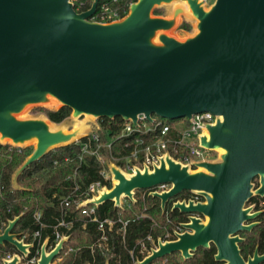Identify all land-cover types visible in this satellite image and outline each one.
Listing matches in <instances>:
<instances>
[{
	"label": "water",
	"instance_id": "obj_1",
	"mask_svg": "<svg viewBox=\"0 0 264 264\" xmlns=\"http://www.w3.org/2000/svg\"><path fill=\"white\" fill-rule=\"evenodd\" d=\"M98 1L78 13L71 0H0V145L27 148L29 144L18 143L37 140L12 174V186L17 189L19 174L49 151L78 142L90 131L84 123L68 130L67 119L56 124L45 115L21 118L29 107H67L73 117L118 118L132 125L140 118L154 121L153 116L189 121L210 113L216 117L204 127L210 139L200 135L199 144L224 150L220 162H197L201 171L192 173L166 154L151 171L135 168L126 178L107 161L117 184L77 208L108 201L122 208V197L135 203V191L171 185L148 194L159 200L162 211L184 191L204 201H172L171 211L188 215L182 231L174 232V240L158 238L156 248L136 264H153L172 254L187 260L211 244L220 264H260L264 255L257 252L247 261L242 258L238 244L243 239L237 233L255 225L244 224L257 215L249 214L246 203L254 195L264 196V0H216L211 5L137 0L126 15L109 23L89 21ZM182 1L190 13L172 4ZM163 6L171 7L168 16L155 15ZM181 17L194 20L196 29L183 41L169 34ZM258 176L261 186L253 191L251 181ZM19 218L0 230V245L17 251L3 264H21L32 247L12 233ZM68 239L61 236L48 252L45 239L36 264H52Z\"/></svg>",
	"mask_w": 264,
	"mask_h": 264
},
{
	"label": "trees",
	"instance_id": "obj_2",
	"mask_svg": "<svg viewBox=\"0 0 264 264\" xmlns=\"http://www.w3.org/2000/svg\"><path fill=\"white\" fill-rule=\"evenodd\" d=\"M84 0H71L74 9ZM127 0H118L120 11H127ZM90 2L82 9L86 10ZM160 10H154L160 15ZM121 16H124L122 13ZM181 28L188 29L183 24ZM48 120L59 124L70 115V109L60 107L57 110L37 108ZM155 128L143 131L138 125H133V131L126 135L120 124L121 119L101 118L99 130L83 137L78 142L49 151L40 160L25 168L17 178L18 188L11 183L12 174L30 155L32 149L17 148L10 145H0V230H3L9 220L20 217L12 229V233L27 244H32L29 254L22 263L31 258L39 257L40 246L47 239L46 249L50 251L57 243L56 235L68 236L63 244L57 264H136L149 254L156 245L157 239L174 240V232H181V223L187 222L188 215L178 210L171 211V203L175 200L187 199L190 192H182L174 200L166 204L165 210L160 208V202L148 194L139 197L135 203L122 208L114 207L108 201L98 207L87 205L76 208L79 200L84 197L87 187L95 182L110 188L109 180H105L101 172L106 169V160H111L123 168L125 160L137 151L138 162L144 158L143 149L150 148L152 141L159 136L158 127L161 119L153 116ZM145 123L149 122L147 120ZM167 124L168 136L172 139L169 151L175 156L188 157L187 150L178 145L181 138L175 127H187L186 123ZM86 146L85 150H82ZM100 156L104 163L97 160ZM150 190L135 191L149 193ZM69 196V207L64 208L62 199ZM93 208V213L89 210ZM39 213L38 220L35 214ZM261 224L246 235L247 241L239 245L242 257L252 252L256 242L259 243V253L264 252V215ZM110 222L109 225L107 222ZM63 222L66 226H60ZM101 225V228L99 227ZM39 233L38 237H34ZM259 236V238H258ZM17 253L10 244L0 245V260L5 254ZM213 245L206 249H198L190 259L183 260L178 254L165 256L154 264H219L214 256ZM264 264V263H261Z\"/></svg>",
	"mask_w": 264,
	"mask_h": 264
},
{
	"label": "rangeland",
	"instance_id": "obj_3",
	"mask_svg": "<svg viewBox=\"0 0 264 264\" xmlns=\"http://www.w3.org/2000/svg\"><path fill=\"white\" fill-rule=\"evenodd\" d=\"M170 9L171 7L170 6H163L162 8L160 9H156V10H160L161 11V15L163 16H168V13L170 12ZM183 24H186L188 25V29H184V28H181V26ZM195 21L194 20H190V19H185L183 17H181L179 20H178V23L175 25V27L169 32V34L171 36H173L174 38H176L177 40L179 41H183L185 40L186 38L188 37H191L193 36V34L195 33ZM59 105H53L51 108L55 109L57 108ZM37 108H40V107H29L27 108L21 118L23 119H31V118H35V117H38V116H42L44 115L42 112H35L34 109H37ZM48 108V107H47ZM42 109H45V108H42ZM192 119V118H191ZM189 120V125L187 127H175L173 130L174 131H179V133H181V140L182 142L185 144V146H189V147H194V146H197V144L200 146L199 144V136L202 134L203 132V129L206 125H212L215 123L216 121V117L212 116L211 118H208V119H204L203 120V127L202 129H198L197 132L194 133V131L192 130V123L191 121L192 120ZM99 120L100 119H96L92 116H88V115H80V116H77V117H73L72 114L70 113L69 117L67 118V120L65 121V124L67 126V129L68 130H71L73 128V126L77 123H84L85 125L89 126L90 128V131H87V134L88 135H91L95 132V130L100 127L99 126ZM145 121V120H144ZM143 120L139 122L138 120V127H140V129H142L143 131H146L147 129H154L155 127V123L154 121H151L148 123H145ZM165 124L166 123H169V125H173L174 123H180V124H184L186 123V119H179V120H174V121H166V120H162ZM163 123V124H164ZM167 126V124H166ZM168 133H169V130L167 131L166 135L163 136V137H159L157 136L156 139L154 141H152L151 143V146L150 148L146 147L143 149V152L146 153V154H152V155H157L156 157V163H152L150 165H144V164H141V165H138V164H135L131 170H128L127 167L125 168H121V170L126 173V174H133L134 172V169L135 168H138L139 170H144L145 167H147L150 171L153 169V167L155 165H158L159 164V160L162 156L168 154L174 161L184 165V166H188L189 170L192 172V173H195V172H199L201 171V169L195 165V163L197 162H201V161H206V162H220V150H209V149H206L204 147H202L204 153H203V157L201 158H195V157H192L191 155L188 154V157H187V161H184V160H180V158H178L177 156H175V148L173 147V153H171L169 151V144H171L172 142V139L168 136ZM165 144V149L164 150H161L159 153L156 151L157 150V146L160 145V144ZM27 147H30L33 151L34 149V144H29L27 145ZM201 147V146H200ZM187 150V149H186ZM107 161H111L109 159L106 160V165H107ZM112 162V161H111ZM105 178L107 180H109L110 182V186H112V183H113V180H112V174H111V171L109 169V167L107 166L106 167V170H105ZM171 188V185H161V186H157L154 188L153 191H156L158 193H161L163 191H167ZM104 189V188H103ZM103 189L100 190V192L103 191ZM135 193V192H134ZM146 194H149V193H146V192H142V193H139L137 196L134 195V200H137L139 197H143L144 195ZM99 193L96 194L95 197H98ZM195 195V194H193ZM194 199H199V200H196V201H204V198L203 197H200V196H194L193 197ZM130 200L128 198H121L120 200V205L123 207V206H129L130 204ZM200 219L202 221H206V218L204 217H200ZM153 248H156V245L153 247ZM46 251L48 252V249H46ZM12 258V257H11ZM21 259V258H20ZM154 264V263H153Z\"/></svg>",
	"mask_w": 264,
	"mask_h": 264
},
{
	"label": "built area",
	"instance_id": "obj_4",
	"mask_svg": "<svg viewBox=\"0 0 264 264\" xmlns=\"http://www.w3.org/2000/svg\"><path fill=\"white\" fill-rule=\"evenodd\" d=\"M94 0H84V1H81L79 2L78 6L76 7V9H74L76 12L80 13V12H84L86 10H88L92 4ZM137 0H127L126 1V7H127V11H122V13L124 15L127 14L128 12V9L130 8V6L135 3ZM204 3H206L207 5H211L213 4L216 0H202ZM86 2H90V6L84 10L82 9V7L85 5ZM117 2L118 0H99L98 3H97V6H96V9L94 11V13L91 15V17L89 18V21H92V22H98V23H109V22H112V21H115V20H119L120 18H122L123 16H121V11H120V6L117 5ZM213 115H211L210 113H200V114H195L192 116V130L195 132L198 131V129H202L203 127V120L204 119H208V118H211ZM140 120L144 121L145 119L144 118H140L139 119V122ZM123 121V120H122ZM162 122H160L158 125V132H159V137H163L166 135L167 131H168V128L166 126V124ZM120 126L123 128V131L126 135H129L132 131H133V125L132 123L130 122H126V121H123ZM182 138V137H181ZM180 140L177 142L178 145H181L183 146L185 149H187V152L189 155H191L192 157H195V158H201L203 157V149L202 147H200L198 144L197 146H194V147H189V146H185V144L182 142V140ZM86 149V146L83 147L82 150H85ZM165 149V144H160L157 146V152L159 153L161 150H164ZM157 155H152V154H146L144 153V158L141 162H138V154H137V151H134L132 154H131V157L129 159H126L125 160V165L124 167L128 170H131L132 167L135 165V164H138V165H141V164H144V165H150L152 163H156V157ZM97 157V160H99V162L101 163H104V160L96 155ZM180 158V160H184V161H187V157H184V158ZM123 167V168H124ZM105 170L104 169L102 172H101V175L102 177L107 180L105 178ZM104 185H102L100 182H95V183H92L90 184L86 191H85V195L84 197L87 199H90L94 196H96V194L101 190L103 189ZM85 200H79L77 202V206L79 204H81L82 202H84ZM69 203H70V200H69V196L66 198V199H62V205L64 208H68L69 207ZM76 206V208H77ZM94 208L95 206L92 205ZM89 213H93V208L89 210ZM39 218V213H36L35 214V219L38 220ZM107 222V221H105ZM109 225H111L110 222H107ZM60 226H65L63 222H60L59 223ZM66 227V226H65ZM99 227L101 228V225H99ZM34 237H38L39 236V233H35L33 235ZM60 239V236L57 234L56 235V240L58 242V240ZM39 257L35 258H31L30 260L24 262V263H21V264H36L37 260H38ZM61 260V257H57L55 259V261L52 263V264H57L59 261Z\"/></svg>",
	"mask_w": 264,
	"mask_h": 264
},
{
	"label": "flooded vegetation",
	"instance_id": "obj_5",
	"mask_svg": "<svg viewBox=\"0 0 264 264\" xmlns=\"http://www.w3.org/2000/svg\"><path fill=\"white\" fill-rule=\"evenodd\" d=\"M251 183H252V189H253V191H255V190H257L260 186H261V183H260V177L258 176V177H255L252 181H251ZM184 192H188V191H184ZM195 195H193V194H189V196H188V198L187 199H184L185 201H188V200H199V199H194L193 197H194ZM245 208H250L251 210L249 211V214L250 215H252V214H257L252 220H250V221H248V222H246V223H244L245 225H249V224H255L249 231H241V232H238L237 233V235L239 236V238H241V239H243V241L242 242H246L247 241V237H246V235L248 234V233H250L251 231H253V229L255 228V227H257V226H259L260 224H261V219H260V217H261V215H264V196H259V195H254L247 203H246V205H245ZM258 238H259V236H258ZM241 242V243H242ZM240 243V244H241ZM240 244H238V248H239V245ZM212 245V244H211ZM211 245H210V247H211ZM259 243L258 242H256L255 243V245H254V247H253V249H252V252L251 253H249V254H247V256H246V258H244V257H242L245 261H247L249 258H251V257H253V255H254V253L255 252H257V254L259 255V256H262V255H264V252H262V253H259ZM239 251H240V249H239ZM14 254H16V253H14ZM240 255H241V253H240ZM13 256V254H5V256L3 257V258H1V260H0V264H3V261L4 260H6V261H11L12 260V257ZM242 256V255H241ZM261 263H264V261L263 262H261ZM260 263V264H261ZM220 264V263H219Z\"/></svg>",
	"mask_w": 264,
	"mask_h": 264
},
{
	"label": "bare ground",
	"instance_id": "obj_6",
	"mask_svg": "<svg viewBox=\"0 0 264 264\" xmlns=\"http://www.w3.org/2000/svg\"><path fill=\"white\" fill-rule=\"evenodd\" d=\"M174 6H176V5H178L182 10H183V12H185V13H190L189 12V9H188V7H187V5H186V2L185 1H182L181 3H177V2H175V3H172ZM46 106H48L50 103H51V101H49V99H46V101L45 102H43ZM218 119V121L219 122H221L222 121V117H218L217 118ZM49 127V126H48ZM50 128L52 129V127L50 126ZM53 130V129H52ZM201 137L202 138H204V139H206L207 141L210 139V136H209V133H208V131L207 130H204L203 129V132H202V134H201ZM3 141L5 140V139H2ZM6 141V140H5ZM36 138H29V139H26V140H24V141H22V142H20V143H18V144H22V145H24V144H34L35 145V143H36ZM218 150H220V154L221 155H223L224 154V150H222V149H218ZM162 161H163V163L165 164V167L167 168V164H166V161H167V159L164 157V158H162ZM126 178H129V177H131L132 175H124ZM117 184V181L115 180V179H113V185H116ZM99 193V195H98V197L100 196V195H103V194H106V190L105 189H103V191L102 192H98ZM121 200V199H120Z\"/></svg>",
	"mask_w": 264,
	"mask_h": 264
}]
</instances>
